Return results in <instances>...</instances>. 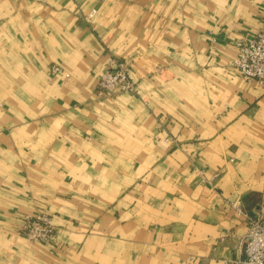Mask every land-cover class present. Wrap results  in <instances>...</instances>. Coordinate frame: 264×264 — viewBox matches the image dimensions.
<instances>
[{"label": "crops", "instance_id": "obj_1", "mask_svg": "<svg viewBox=\"0 0 264 264\" xmlns=\"http://www.w3.org/2000/svg\"><path fill=\"white\" fill-rule=\"evenodd\" d=\"M263 17L264 0H0V264L244 257L264 85L232 59ZM113 57L136 92L99 97ZM41 211L49 244L21 233Z\"/></svg>", "mask_w": 264, "mask_h": 264}, {"label": "built area", "instance_id": "obj_2", "mask_svg": "<svg viewBox=\"0 0 264 264\" xmlns=\"http://www.w3.org/2000/svg\"><path fill=\"white\" fill-rule=\"evenodd\" d=\"M95 10L92 9L85 16L91 18ZM237 53L232 59L233 68L248 80H255L264 85V17L262 25L251 39L236 41ZM51 73L61 71L60 66L52 65ZM131 62L111 58L101 71L96 94L99 97H111L115 91L135 93L136 84L131 76ZM236 209L243 213L247 221L244 237V257H225L224 264H264V197L250 213L244 211L240 202H236ZM21 233L30 241L49 244L56 236V225L49 213L41 211L25 214L21 225Z\"/></svg>", "mask_w": 264, "mask_h": 264}]
</instances>
